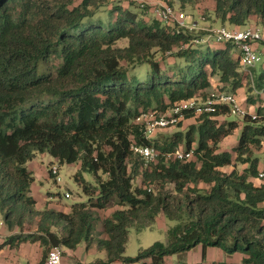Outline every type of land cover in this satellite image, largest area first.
Wrapping results in <instances>:
<instances>
[{"label": "trees", "instance_id": "16d2710c", "mask_svg": "<svg viewBox=\"0 0 264 264\" xmlns=\"http://www.w3.org/2000/svg\"><path fill=\"white\" fill-rule=\"evenodd\" d=\"M175 1L197 8L201 0H166ZM214 1L211 11L222 24L246 27L253 19L264 29V0ZM207 34L147 21L115 0H0V209L5 225L18 229L0 247L39 242L44 264L54 246L75 250L97 241L107 258L93 264H166L202 245L204 257L210 247L243 255L211 264H264V181L254 180L260 157L253 156V147L264 144V71L252 81L232 44L195 41ZM122 39L128 45L119 46ZM168 57L172 76L162 67ZM123 61L148 63L151 72L140 80ZM209 88L256 91L263 102L252 111L257 118L229 120V107L220 105L213 113L188 112L186 119L197 121L186 132L146 136L138 118L206 98ZM246 99L254 106L253 96ZM238 131L232 149H221ZM133 144L156 145L160 155L146 165ZM177 148H194V157L168 158ZM41 153L78 165L75 179L87 201L37 208L27 163ZM112 204L118 208L103 218L101 237L98 211ZM159 214L176 222L168 240L125 254L130 229L151 228ZM36 218L37 231L24 232Z\"/></svg>", "mask_w": 264, "mask_h": 264}, {"label": "rangeland", "instance_id": "374dc122", "mask_svg": "<svg viewBox=\"0 0 264 264\" xmlns=\"http://www.w3.org/2000/svg\"><path fill=\"white\" fill-rule=\"evenodd\" d=\"M146 1V7L144 9H142L140 6H138L137 4L130 2L128 0H115V2H122L127 6H131V8L135 11H137V13L140 15V17H146L147 21H151L152 19H154L153 16V8L156 5V1L153 0L154 4H151L152 2H150V0H145ZM166 1V0H164ZM200 5L196 8H191V7H186L183 8L179 5V3L177 1H175V5L177 7H179L183 12H185L186 14H190L192 16L195 17L196 20L199 21L200 24H202V26L204 24V21H202L200 19V14L204 15V17L207 19L206 22H213L216 19L213 16V13L211 11L212 6H214L215 1L214 0H201ZM143 10V11H142ZM148 12H147V11ZM145 11L147 13H145ZM200 12V13H199ZM228 27V26H227ZM230 28V27H229ZM196 33L198 34H204L206 33V31L204 30H198L196 31ZM210 41L212 43V45L214 46L216 43V41L213 38H210ZM118 45L123 47L128 45V39H122L118 42ZM198 45H202V44H198ZM233 53L237 52V48L233 45ZM203 48H205L203 46ZM260 51H261V59L257 62V65L255 68H253L251 70L252 75L257 76L260 73H262L264 71V46L260 45ZM156 59L158 60H163L161 58V55L158 54L156 56ZM168 62L170 63H163L162 67L166 68L167 70L169 69L170 75L172 76V69L170 68V64H172L174 62V58L172 57H168L167 58ZM124 67L129 66L130 72L131 74H135L138 75L140 80H145L147 77V74H150V66L148 63H144L140 66H132V64L128 65L126 63V61L122 62ZM135 65H139V64H135ZM254 72V74H253ZM251 73L248 72L249 77L251 78ZM215 80L219 81V76H215ZM218 83V82H217ZM220 87V85H219ZM211 90V88H209ZM208 89V90H209ZM207 90V92H208ZM225 91L230 92L231 89H225ZM246 89H240L239 92H237L235 95H237V98L239 99V102L242 104V106L244 108H246L247 110H249L250 112L254 111L256 105L258 104L259 98L257 97V92L256 91H249V92H245ZM207 95V94H206ZM246 96L250 97L253 96L254 98V106H250L248 103H251L249 101H247ZM257 97V98H256ZM260 103H263L260 101ZM221 120L224 119V117L220 118ZM228 119L229 120H236V121H241L242 119L240 117H238L237 115H228ZM197 120L193 119H186L181 126H177L171 129H166L163 130L161 132H158L156 134V137H166V136H170L173 135L175 132L177 131H187L190 127V125L192 124H196ZM238 133L232 134L231 136L226 137L222 143H221V149H228L231 150L232 146L236 143L237 137L239 135ZM196 146V144H195ZM254 152H253V156L256 157L257 155H259L260 157V161H259V173L258 176L255 177V181L257 183L263 182L264 181V177L260 176V173L264 171V144L260 145V146H254L253 147ZM52 162V163H51ZM35 166H34V171L35 174L37 176V180L42 181V184H40V182L38 181V185H39V193L43 194V195H47L49 192L52 193V200H54L55 202L57 201L58 204H60L61 206H65V205H71L73 203L76 202H82V201H87L88 200V196L84 193L81 185L79 182H77V180L75 179V174L78 171V165L77 164H60L58 161H56L50 154H46V155H42V154H38L37 158L35 159ZM52 164H58L60 167V176H61V182L57 183L54 180V177L50 176V167ZM37 165L39 166L38 170H37ZM237 167L239 170H242L244 167H246V164H242V163H238ZM232 169L231 166L228 167H224V170H228L230 171ZM83 178L91 183V184H96V178L95 175L93 173L90 172H83ZM141 181V177H138L137 179H135L134 185L137 186L139 185ZM172 187V185H171ZM66 193H70V197H66ZM118 208L117 205L112 204L111 206H109L107 209L104 210H99V221L97 222V228L99 229L98 231H100V235L104 234L102 233L103 231V224H102V220L103 218H105L106 216L111 215V213L116 210ZM3 213L0 209V233L5 229V223H4V219H3ZM37 218L34 221H29L27 220L25 223V226L23 228L24 232H35L37 231ZM176 224L175 221L170 220L167 217H164L162 215L159 214V216L157 217L154 225L151 228H147V229H143L142 231H138L135 228H131L130 232H129V238H128V242L126 244V248H125V254L129 255V256H136L137 253L139 252V250L141 248H146L149 247L150 245H152L154 242L156 241H162V242H166L168 240V229L172 226H174ZM99 233V232H98ZM84 244V243H83ZM82 244V245H83ZM80 245V246H82ZM97 245V241L94 243V247H96ZM94 249V248H93ZM213 250V252L209 253V260L213 261L216 260V262H227V261H235L237 259H239L237 253L234 254H227L223 249L221 248H213L211 249ZM37 251V250H36ZM223 255H226L228 259L223 258ZM197 256H200L199 259H196ZM207 256V255H206ZM104 259L106 260L107 256H106V251H98L97 253H95L93 250H91L88 259L89 260H96V259ZM208 259H206V257H202V245H198L195 248H193L191 251L182 254V255H173L171 258H168L167 263L166 264H206L209 262ZM94 262H89L86 264H93ZM124 264V263H121ZM128 264H140L138 262H133V263H128Z\"/></svg>", "mask_w": 264, "mask_h": 264}, {"label": "built area", "instance_id": "2783aa9c", "mask_svg": "<svg viewBox=\"0 0 264 264\" xmlns=\"http://www.w3.org/2000/svg\"><path fill=\"white\" fill-rule=\"evenodd\" d=\"M128 1L139 5L141 8H145L147 4L145 0ZM152 13L156 19L162 21L164 24L178 26L184 30L193 32L198 30L206 31L208 33L207 36L202 39H196L197 43H205L210 41V38H213L216 42H228L234 45L239 53L240 67L243 71L251 73V70L256 67L257 62L261 59L260 45L264 46V29L262 27L249 25L236 29L225 25L202 26L194 16L186 14L176 5H172L166 1L157 2ZM200 19L204 22L207 21L202 14H200ZM251 79L252 81L254 80L252 73ZM220 105H227L230 109V114L237 115L240 118H244L249 113H251L253 119L257 118L254 112H250L242 106L237 95L212 88L209 90L206 98H189L166 111L154 110L146 113L138 118V120L146 124V136L153 137L160 131L177 127L181 121L186 119L188 112H194L195 114L213 113ZM132 149L144 158L146 165L156 161L160 155V150L156 145L133 144ZM194 154V148H177L167 153V157L189 160L194 157ZM50 173L57 183L61 182L58 164L51 165ZM260 176L264 177V172H261ZM66 197H70V193H66ZM44 264H68L64 260L62 247H52L48 252Z\"/></svg>", "mask_w": 264, "mask_h": 264}, {"label": "crops", "instance_id": "0c3cea01", "mask_svg": "<svg viewBox=\"0 0 264 264\" xmlns=\"http://www.w3.org/2000/svg\"><path fill=\"white\" fill-rule=\"evenodd\" d=\"M155 1L159 2V1H164V0H155ZM150 2H152L151 4H154L153 0H150ZM199 5H200V3H198L197 6H199ZM211 10H213V6H212ZM255 23L256 22L253 19H251V21L249 22V24L247 26L255 25ZM203 25H205V26L226 25L230 28H238V29L245 27V26L237 27V26L230 25L228 23L222 24L220 20H215L213 22H211V21L210 22L209 21L204 22ZM221 45H223V43ZM240 89H244V88H240ZM240 89L237 92H239ZM41 154L46 155L47 153H41ZM36 158H37V156L33 160H31L27 163L28 168L33 172V175H34V182L32 183V186H31V193L37 201L36 206L38 209H45V208L61 209V205L58 204L57 201L55 202L54 200H52L53 195L51 192H49L47 195H43V194L39 193L38 181L40 182V184H42V181L37 180V176H36L35 171H34V169H35L34 166L36 165L35 164ZM38 168H39V166L37 165V170H38ZM160 215L165 217L164 214H160ZM98 230L99 229L97 228V233L99 232L98 233L99 236L104 237L105 234L100 235V231H98ZM17 232H18V229L10 230L5 225V229L0 233V245L3 244L8 237H10L11 235H13ZM102 233H104V230L102 231ZM94 243L95 242H93L91 244L90 248H87L86 243H84V244L82 243L83 245L81 244L82 246L77 247L75 250L63 248V254H64L65 262L68 264H86L89 262L95 263L99 259H96V260H94V259L89 260L88 259V256H89L91 250H93L95 253H97L98 251H104V250L98 249L97 245H96V247H94L93 246ZM213 248H215V247H210L207 249L206 259L209 260L208 255H209V253L213 252V250H211ZM42 252H43V248L39 242L26 241V242L20 243L18 246L5 245L3 247H0V264H38L41 257H42ZM237 254H239L238 255L239 259H237L235 261H227V262L240 261L242 259L243 255L240 253H237ZM106 256H107V253H106ZM171 257L172 256H170L168 258H171ZM202 257H203V254H202ZM168 258H167V260H168ZM199 258H200V256L196 257V259H199ZM223 258L228 259L226 255H223ZM100 259H102V258H100ZM167 260H166V263H167ZM213 262H216V260H213V261L209 260V262L206 264H211ZM114 264H121V263L117 262Z\"/></svg>", "mask_w": 264, "mask_h": 264}, {"label": "clouds", "instance_id": "9594fccd", "mask_svg": "<svg viewBox=\"0 0 264 264\" xmlns=\"http://www.w3.org/2000/svg\"><path fill=\"white\" fill-rule=\"evenodd\" d=\"M52 163V162H51Z\"/></svg>", "mask_w": 264, "mask_h": 264}]
</instances>
